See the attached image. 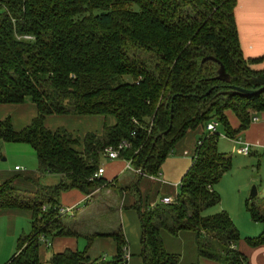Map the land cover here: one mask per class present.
Instances as JSON below:
<instances>
[{"label": "trees", "instance_id": "16d2710c", "mask_svg": "<svg viewBox=\"0 0 264 264\" xmlns=\"http://www.w3.org/2000/svg\"><path fill=\"white\" fill-rule=\"evenodd\" d=\"M236 6L237 0H0V105L30 102L37 111L20 132L10 119L0 121V150L6 143L27 144L41 174L63 177L54 187L37 185L34 195L10 181L0 185V212L32 215V234L18 239L8 264H41V238L82 236L60 220L59 197L71 189L90 194L115 185L94 177L107 147L129 142L121 159L157 176L189 130L215 120L235 138L250 127L252 112L264 111V92L245 96L231 86L257 89L249 81L264 71L251 68L258 60L243 57ZM229 110L241 123L238 130L227 119ZM48 116L101 117L103 131L84 138L63 128L50 131L44 126ZM217 142L218 133L200 139L172 204L140 210L144 264H181L163 233L182 232L197 240L192 264H249L235 248L240 234L230 215H205L221 203L215 187L231 168ZM248 209L253 221L264 223L255 206ZM85 237L113 238L117 256L92 260L87 251L66 250L52 254L49 264L123 263L122 229ZM250 242L259 246L264 238Z\"/></svg>", "mask_w": 264, "mask_h": 264}, {"label": "crops", "instance_id": "0c3cea01", "mask_svg": "<svg viewBox=\"0 0 264 264\" xmlns=\"http://www.w3.org/2000/svg\"><path fill=\"white\" fill-rule=\"evenodd\" d=\"M235 19L244 59L258 60L251 68L264 71V0H237ZM36 114V107L30 102L0 105V121L10 119L16 132L28 127ZM226 116L232 129L238 130L241 123L235 113L229 110L226 111ZM257 116L258 122L251 123L247 130L237 134L235 138H227L242 148L238 141L250 144L251 148L264 147V111L257 112ZM44 126L50 131L63 128L74 136L84 138L88 133L103 131V118L48 116L44 120ZM205 133H208L207 128L202 125L189 130L175 145L157 176L142 177L128 167L127 160H109L103 157L101 167L105 173L102 178L114 181L115 185L109 189H97L90 194L78 189L61 193L59 205L63 210L70 209V212L61 214L60 220L74 226L82 236L48 237L45 241L40 240L41 264H49L52 254H60L66 250L87 251L92 260H111L118 254L113 238L100 237L89 242L85 235H109L120 229L127 241L125 254L130 256L127 264H144L143 225L138 206L144 211L148 205L154 207L162 204L165 197L177 198L181 183L194 164L198 143ZM243 133H246L248 141L240 138ZM3 156L4 159L0 160V185L10 181L14 189L34 195L37 185L54 187L63 179L61 175L41 174L35 152L27 144L6 143L0 150V159ZM10 156L13 164L8 163ZM31 218V213L26 210L6 209L0 212V264H8L16 255L20 237L32 234ZM235 248L248 258L249 264H264V243L253 246L251 242L239 241Z\"/></svg>", "mask_w": 264, "mask_h": 264}, {"label": "rangeland", "instance_id": "374dc122", "mask_svg": "<svg viewBox=\"0 0 264 264\" xmlns=\"http://www.w3.org/2000/svg\"><path fill=\"white\" fill-rule=\"evenodd\" d=\"M111 122L114 120L111 119ZM240 138L248 141L246 133L241 134ZM217 143L219 151L231 159V168L215 187L221 203L206 210L205 215L228 212L240 234L241 242L250 243L251 240L264 238V223L253 221L248 209V204L253 205L264 216V147L254 146L249 156L242 155V147L227 138L223 124L218 128ZM2 159L4 156L0 160ZM5 163L4 161L3 164ZM8 163L13 164L11 156ZM254 188L257 190V197L251 200ZM163 239L169 252L181 256V264L197 262L198 246L193 233L182 232L176 237L163 233ZM48 252L50 253L49 250Z\"/></svg>", "mask_w": 264, "mask_h": 264}, {"label": "built area", "instance_id": "2783aa9c", "mask_svg": "<svg viewBox=\"0 0 264 264\" xmlns=\"http://www.w3.org/2000/svg\"><path fill=\"white\" fill-rule=\"evenodd\" d=\"M27 38V37H26ZM259 121V118L257 116V112H252V115H251V123H256ZM219 123L215 120L211 121L208 123L207 125V131L211 134H215L218 132V128H219ZM242 146L243 148L241 149V152L245 155V156H248L251 152V146L250 144L248 143H245V142H241V141H238ZM131 147V144L127 141H124L122 142L120 145H118L117 147H107L105 150H104V153H103V157L104 158H107L109 160H117V159H120L121 157V153L123 150L125 149H128ZM128 167L130 169H133L136 173L138 174H141V171L140 170H135L133 167H132V163L131 161H128ZM105 173V170L104 168H100L98 170V172L95 174V178H101ZM174 198L172 197H165L163 198L162 200V203L163 204H172L174 202ZM67 212H70V209H61L60 210V214H63V213H67ZM42 241H45L46 239L45 238H41ZM130 259V256L128 254H124V261L122 264H127V262L129 261Z\"/></svg>", "mask_w": 264, "mask_h": 264}, {"label": "water", "instance_id": "95a60500", "mask_svg": "<svg viewBox=\"0 0 264 264\" xmlns=\"http://www.w3.org/2000/svg\"><path fill=\"white\" fill-rule=\"evenodd\" d=\"M221 74L225 76V72H224L223 69L221 71ZM249 83L252 84V85H254V86H258L259 88H257V89H244V88H240V87H236V86H231V89L235 93L242 94V95H245V96L257 95V94H260V93H263L264 92V74H262V75H260L258 77L252 78L249 81ZM144 175H145V170L143 169L141 171V176L143 177ZM256 197H257V190H256V188H254L252 190L250 199L251 200H254ZM138 210L140 212V210H141L140 206H138ZM144 251H145V249L143 247V252Z\"/></svg>", "mask_w": 264, "mask_h": 264}]
</instances>
